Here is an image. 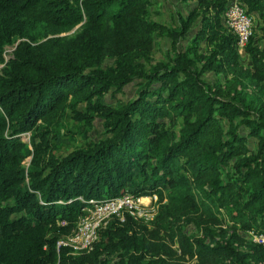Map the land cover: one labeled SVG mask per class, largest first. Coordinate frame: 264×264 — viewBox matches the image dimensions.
Listing matches in <instances>:
<instances>
[{
  "label": "trees",
  "instance_id": "obj_1",
  "mask_svg": "<svg viewBox=\"0 0 264 264\" xmlns=\"http://www.w3.org/2000/svg\"><path fill=\"white\" fill-rule=\"evenodd\" d=\"M182 1L195 4L167 26L152 18V0H0V63L15 45L0 73V264H264L260 246L239 249L241 233L264 235V116L241 91L203 78L241 64L223 26L227 0ZM241 3L264 24V0ZM155 39L169 41L160 60ZM244 54V78L264 84L253 36ZM131 84L132 99L103 105ZM81 103L108 137L56 157L54 122ZM124 194L157 197L150 223L125 214L90 252L57 250L91 200ZM221 223L231 235L212 230ZM189 224L200 236L186 234Z\"/></svg>",
  "mask_w": 264,
  "mask_h": 264
},
{
  "label": "rangeland",
  "instance_id": "obj_2",
  "mask_svg": "<svg viewBox=\"0 0 264 264\" xmlns=\"http://www.w3.org/2000/svg\"><path fill=\"white\" fill-rule=\"evenodd\" d=\"M152 2V18L155 21L167 26H173L174 23H178V18L180 16L186 17L195 4L194 2L184 3L182 0H152ZM195 29L198 30V26H195ZM76 30L77 28L65 35L71 36L76 32ZM253 40L254 47L264 50V24L255 18L253 20ZM155 42L156 46L153 50L152 58L154 60H160L169 48V41L167 39H155ZM14 47V44L5 47V63L11 58ZM201 48H203L201 52L204 53V46L201 45ZM239 55L241 57V64L237 71L226 72V76H224L223 73L216 74L213 71H209L204 74L203 78L207 81V83L220 84L222 87H226V90L230 92L241 91V94L246 101H252L254 109L264 116V84L255 83L253 79L244 78L246 71L248 73L251 70L249 65L250 60L244 52ZM5 63H0V73L3 70ZM238 71L242 74L243 80L240 82V86L235 87L236 85L231 81L234 80V75H236V72ZM135 92L136 85L131 84L124 88L123 94H118L115 95V97H112L110 93H107L101 100L103 105L106 107L116 108L120 103L132 99L135 96ZM77 111L79 113L78 116L68 111L62 118L54 122L52 127V137L49 136V144L53 155L56 157H65L71 152L84 150L87 148L89 142H98L108 137L106 129L103 127V121L96 116V111L88 110L84 103L78 105ZM91 115L93 116V119L90 120L91 124H88L87 119L83 117ZM28 138V134L22 135V139L26 143H28ZM249 145L250 148H253L255 142L250 140ZM29 159L30 156L26 159L27 164L29 163ZM150 197L151 196L141 197L142 199L145 198L144 200H141V202L147 210H149L148 208H151L152 210L154 208L156 212L158 206L157 199L155 202ZM148 212L149 213L147 215L142 217L141 222L148 224L153 219L155 212ZM111 221L113 220L110 219L108 223ZM211 228L215 231V233H217L220 229L226 230L228 232L227 236L232 233L231 230L227 229L226 224L224 225L223 223L212 226ZM184 229L186 234L189 236H200V232H198L192 224L186 225ZM240 236L243 239V243L239 246V249L246 251L251 245L250 240L247 238L246 234L241 233ZM115 259V257L112 258V260ZM183 264H195V261H185Z\"/></svg>",
  "mask_w": 264,
  "mask_h": 264
},
{
  "label": "built area",
  "instance_id": "obj_3",
  "mask_svg": "<svg viewBox=\"0 0 264 264\" xmlns=\"http://www.w3.org/2000/svg\"><path fill=\"white\" fill-rule=\"evenodd\" d=\"M252 16L246 14L241 0H227L225 11L222 15L223 26L237 38V52L241 54L253 36ZM156 202L155 195L150 197ZM141 197L124 194L120 197L95 202L91 200L90 207L84 208L85 216L76 224L75 229L68 236L58 240L56 247L66 248L70 255L88 253L97 242L99 230L108 224L110 219L123 221L125 214L134 219H142L148 211L155 212L151 208L147 210L141 202ZM147 207V206H146ZM91 208V209H89ZM155 214V213H154ZM251 243L260 246L264 250V235L254 230L245 233Z\"/></svg>",
  "mask_w": 264,
  "mask_h": 264
},
{
  "label": "bare ground",
  "instance_id": "obj_4",
  "mask_svg": "<svg viewBox=\"0 0 264 264\" xmlns=\"http://www.w3.org/2000/svg\"><path fill=\"white\" fill-rule=\"evenodd\" d=\"M145 198L141 199V200H144Z\"/></svg>",
  "mask_w": 264,
  "mask_h": 264
}]
</instances>
